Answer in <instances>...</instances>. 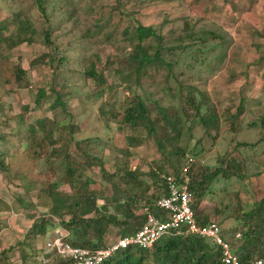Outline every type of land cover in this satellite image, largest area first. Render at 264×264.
Wrapping results in <instances>:
<instances>
[{"label":"rangeland","instance_id":"obj_1","mask_svg":"<svg viewBox=\"0 0 264 264\" xmlns=\"http://www.w3.org/2000/svg\"><path fill=\"white\" fill-rule=\"evenodd\" d=\"M35 1L0 0L4 36L16 33V21L28 26L21 35L28 40L3 56L23 75L21 86L9 83L0 91V135L20 128L18 116H22L21 129L46 119L52 123L53 138H71L68 153L78 152V143L108 173L123 157L120 150L126 149L125 137H137L143 140L139 146L127 148L126 161L129 168L147 173L156 169L160 155L142 128L129 130L121 123L123 108L139 96L158 132H162L163 123L155 106L171 118L178 114L183 121L180 145L188 147L186 153L194 159L190 169L223 168L222 162L229 156L240 163L238 177H217L202 197L194 200L198 219L217 223L230 245L238 247L243 215L255 210L264 198V141L260 138L264 129L250 126L264 116V0H44L43 15ZM135 23L151 27L162 39L163 49H190L181 52L179 48L170 54L163 51L161 59L170 63L171 71L164 65L148 68L135 82L132 44L122 38L123 29ZM208 32L218 39L196 40ZM145 45L154 47L155 42L147 40ZM89 69L103 77L102 93L98 94L96 84L84 75ZM181 87L193 89L191 96L201 105V115L208 110L216 117L215 129L205 131L198 121L190 123L183 118L179 113ZM38 91L43 96L36 100ZM54 93L60 96V106L52 105ZM240 143L245 146H236ZM16 147L15 141H0V151ZM24 147L27 144L22 142L18 148ZM166 171L164 167L155 174L160 179ZM62 174L61 159L50 155L36 160L25 178L9 180L0 172V264L57 261L46 243L55 234L65 235L66 242V231L57 226L60 219L52 217V228H47L44 236L30 238L32 218L27 217L48 218L47 207L39 206L36 195ZM84 177L89 179L88 189L110 197V186L97 168L86 169ZM57 191L70 194L63 184L57 185ZM151 191L160 193L159 188ZM96 204L101 205V200ZM117 239L115 229L109 227L103 243L107 246ZM20 249L28 254L23 261Z\"/></svg>","mask_w":264,"mask_h":264},{"label":"trees","instance_id":"obj_2","mask_svg":"<svg viewBox=\"0 0 264 264\" xmlns=\"http://www.w3.org/2000/svg\"><path fill=\"white\" fill-rule=\"evenodd\" d=\"M35 2L39 13L43 15L44 0H36ZM16 22H18L16 33L8 36L2 34L4 27L0 22V91L3 89V85L9 83L14 84V86H21L23 71L18 66L12 65L8 59L3 58L11 49L28 40L27 37H21L28 30L26 22L20 20ZM122 34L123 40L132 44L131 59L134 65L135 82L148 68L164 65L167 71H171L170 63H165L161 59V54L163 51L170 54L180 47L163 49L160 36L151 27H145L138 23H135L134 26L129 24L123 29ZM197 38L196 40L199 42L218 39L211 32L202 33ZM44 40L48 43L46 34ZM147 40L155 42L154 47L145 45ZM189 49V46L180 48L181 52ZM1 75L3 76L1 77ZM84 75L96 84L95 91L98 94L103 92L104 80L100 73L89 69L84 72ZM192 90L191 87H181V91H179V113L185 120L188 118L190 123L194 120L198 121L205 131L215 129L216 117L211 115L208 110H205L203 115L200 114L201 105L194 101L191 96ZM54 95L53 107L60 106V96L58 93H54ZM42 96V91H38L36 100ZM154 108L163 123L162 132H158L155 128L146 106L139 96H134L126 104L121 115V123L124 126L129 130L136 127L142 128L146 137L153 140L157 147L160 161L155 165V170L147 173H142L137 168H129L126 161L127 148L139 146L143 139L133 136L125 137L126 149L120 150L123 157L117 162L114 171L108 173L103 169L101 162L88 155L85 150L80 149L78 143L75 144L78 152L68 153L71 138L61 135L53 138L52 123L48 120L38 119L28 125L26 129H21L23 126L22 116L17 117L20 128L12 134L0 135V141L3 143L15 141L17 145L14 151H8V149L0 151V172L4 173L9 180L11 178H25L31 174L34 162L40 157L48 155L56 159L60 158L63 168V174L57 182L43 185L36 195L39 206L47 207L46 216L49 219H44L43 216L33 218L31 215L27 217L32 218L29 229L30 238L44 236L47 228H52L49 221L52 217H56L60 219L57 226L66 231L67 238L65 240L71 247L97 250L106 246L103 243V238L109 227L115 229L118 238L127 237L141 228L146 213L156 217L164 215V212L155 205L157 199L165 193L163 180L156 176L155 171L160 172L166 167L168 171L162 175H175L182 165L186 152H190V150L188 147L180 145L183 129V121L180 115L175 114L171 118L159 106ZM258 120V124L253 122L250 123V126L259 127L263 130L264 116L259 117ZM231 125L234 123H230V129H232ZM260 138L261 141H264V137ZM22 142H25L27 147L19 150L18 147ZM236 146L245 145L240 143ZM48 147L51 148L47 153ZM222 165H224L223 168L221 166L213 169L197 167L189 170L188 190L191 193L190 208L193 212L196 205L195 197L201 198L204 191L217 177L223 179L230 176L238 177L237 172L240 163L236 159L229 156L222 162ZM92 167L98 169L103 182L110 186L111 195L109 198H105L100 191L95 192L88 189L89 179L83 178V172ZM14 168L16 171L13 174ZM58 184L66 185L70 194L57 191ZM153 187L160 189L158 195L154 191L149 192ZM98 200H101V205L96 204ZM263 206L264 198L257 203L255 210L243 215L242 243L238 247H232L241 264H247L253 259H264ZM194 215L199 225L208 223L198 219L195 212ZM64 216L66 219L62 220ZM220 233L222 235L221 230ZM222 237L225 239L223 235ZM53 253L54 251L51 250L50 254ZM19 254L22 261L28 256L23 249H20ZM255 254L258 257L253 258L252 256ZM65 263L58 258L56 262L51 264ZM102 264H221V262L218 253L206 239L190 234L174 235L168 233L155 241L149 249L127 247L113 253Z\"/></svg>","mask_w":264,"mask_h":264},{"label":"built area","instance_id":"obj_3","mask_svg":"<svg viewBox=\"0 0 264 264\" xmlns=\"http://www.w3.org/2000/svg\"><path fill=\"white\" fill-rule=\"evenodd\" d=\"M194 164L191 155L185 154L182 165L175 175H160L165 186V193L156 201L157 208L164 212L156 217L145 214L141 228L133 235L118 238L114 243L97 250L71 247L64 241L65 235H57L46 243L49 251L53 250L65 264H102L116 251L127 247L149 249L161 236L190 234L209 241L218 253L221 264H241L233 252L230 242L224 239L215 222L199 225L194 212L190 208L191 193L188 190V172ZM238 234L235 238H238ZM247 264H264V260L253 259Z\"/></svg>","mask_w":264,"mask_h":264}]
</instances>
